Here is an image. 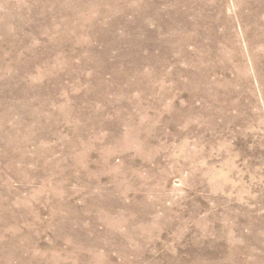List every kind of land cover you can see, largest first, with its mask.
Returning a JSON list of instances; mask_svg holds the SVG:
<instances>
[{"label": "rangeland", "instance_id": "374dc122", "mask_svg": "<svg viewBox=\"0 0 264 264\" xmlns=\"http://www.w3.org/2000/svg\"><path fill=\"white\" fill-rule=\"evenodd\" d=\"M0 264H264V0H0Z\"/></svg>", "mask_w": 264, "mask_h": 264}]
</instances>
